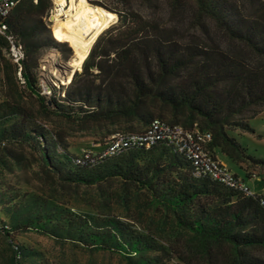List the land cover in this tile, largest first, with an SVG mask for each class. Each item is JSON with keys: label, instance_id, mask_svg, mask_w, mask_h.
I'll use <instances>...</instances> for the list:
<instances>
[{"label": "trees", "instance_id": "1", "mask_svg": "<svg viewBox=\"0 0 264 264\" xmlns=\"http://www.w3.org/2000/svg\"><path fill=\"white\" fill-rule=\"evenodd\" d=\"M34 1L21 0L4 18L0 57L9 50L10 38L23 47L18 77L45 106L49 103L59 116L75 122L129 123L112 135L143 132L156 118L198 127L211 132L207 147L214 156L219 148L230 160L247 158L264 166L263 158L247 154L229 132L253 131L250 120L264 111V0H196L197 27L205 30L199 40L185 39L179 26L157 12L162 0H90L116 12L118 20L98 35L65 95L59 94L60 102L39 94L36 55L49 43L42 25L50 0ZM138 1L149 12L143 13ZM187 3L168 1L171 13L183 12ZM206 18L214 22L215 34L206 29ZM21 119L12 139L31 141L36 148L42 143V161L62 186L93 190L92 202L83 207L97 215L62 208L65 202L51 194L56 203L47 210L14 218L10 227L0 224L13 246L11 260L0 264H54L39 250L13 244V233L27 228L89 250L116 253L127 264H202L160 234L170 221L198 239L200 259L214 263L216 250L225 247L234 264H264L263 194L246 195L196 174L192 161L164 140L80 163L76 159L82 153L69 152L61 134L50 136L42 126H30L26 114ZM135 122L145 128L133 130ZM8 163L0 158V179Z\"/></svg>", "mask_w": 264, "mask_h": 264}, {"label": "rangeland", "instance_id": "2", "mask_svg": "<svg viewBox=\"0 0 264 264\" xmlns=\"http://www.w3.org/2000/svg\"><path fill=\"white\" fill-rule=\"evenodd\" d=\"M88 1L95 5L90 0ZM101 1L113 3V0ZM168 1L162 0L161 7H158L157 12L164 15L172 25L179 26L185 39L199 40L205 34V30L197 27L196 0H187L185 10L180 13L179 11L171 13ZM53 5V1L50 0V7L43 16L42 36L48 39L49 43L39 49L36 55L38 62L35 71L39 94L60 102L59 94L65 95V87L71 81L75 70L82 69L83 60L81 61V54L69 41L65 44L57 43L56 34L53 31L55 20L51 18ZM138 5L143 13L149 12L144 8L142 2L138 1ZM245 5L247 6V2ZM101 7L106 9L104 6ZM106 10L109 13H114L115 16L104 30L114 25L118 20L116 12ZM203 20L207 24L208 32L215 34L217 28L214 22L207 18ZM92 45L88 48V52ZM3 56V58L0 57V158L7 160L9 165L4 169L3 177L0 179V224L10 227L14 218H25L39 211L47 210L56 203L49 197L51 194L60 196L61 200L65 202L59 205L62 208L68 207L75 211H87L97 215V212L83 207L84 204L92 202L90 198L94 196L92 195L93 190L84 186L77 189L72 186H62L57 175L42 161L43 144L41 143L40 148H36V144L31 141L19 142L12 139V136L16 135L14 133L15 126L25 120L21 119V113L26 114L31 117L27 122L30 126H42L50 136L55 132L61 134L68 144L69 152L80 154L84 150L98 151L102 149L113 132L124 129L129 126V123L109 126L75 122L59 116L54 107L49 106V103L45 106L46 102L40 99L38 93L30 91L22 83L7 50H4ZM15 112L20 113L15 115ZM250 124L253 131L234 130L229 132L246 148L247 154L264 159V111L252 118ZM133 126L135 127L133 130L145 128L137 122L133 123ZM223 160L232 171L247 181L249 186L257 188L258 191L264 189L263 165L247 158H244V161H229L223 157ZM154 217L155 223L161 225L159 215ZM145 220L149 221V217ZM161 230L159 233L168 237L194 263L234 264L225 247L216 250L214 263L200 259L197 250L199 248L198 239L177 228L171 221L168 224H163ZM12 238L13 244H24L39 250L44 253L46 259L54 264H127L125 259L116 253L105 250H89L70 242H62L30 228L13 233ZM12 247L9 238L0 232L1 263L11 260Z\"/></svg>", "mask_w": 264, "mask_h": 264}, {"label": "built area", "instance_id": "3", "mask_svg": "<svg viewBox=\"0 0 264 264\" xmlns=\"http://www.w3.org/2000/svg\"><path fill=\"white\" fill-rule=\"evenodd\" d=\"M21 0H0V33L5 34L6 25L3 22L11 11ZM37 1V0H35ZM54 5L51 14L60 13L61 6L52 0ZM62 16V15H61ZM8 50L9 56L16 65L18 76L21 78L22 59L24 50L21 45H16L13 40ZM212 134L209 131H202L198 127L189 129L181 124L169 123L161 119H154L143 132H117L113 134L107 144L100 150H84L76 159L77 162L85 163L88 160L106 158L118 154L126 149L146 146L164 140L173 148L182 153L192 161L196 174H207L214 180L220 181L229 187L237 189L246 195H253V191L246 181L236 176L225 163L214 156L207 147ZM264 207V197L260 199Z\"/></svg>", "mask_w": 264, "mask_h": 264}, {"label": "bare ground", "instance_id": "4", "mask_svg": "<svg viewBox=\"0 0 264 264\" xmlns=\"http://www.w3.org/2000/svg\"><path fill=\"white\" fill-rule=\"evenodd\" d=\"M61 6L55 13L53 31L58 38L69 41L81 54V61L88 53L98 35L115 16L101 6L88 0H55ZM62 15V16H61Z\"/></svg>", "mask_w": 264, "mask_h": 264}, {"label": "crops", "instance_id": "5", "mask_svg": "<svg viewBox=\"0 0 264 264\" xmlns=\"http://www.w3.org/2000/svg\"><path fill=\"white\" fill-rule=\"evenodd\" d=\"M215 152H216V156H217V157H218L223 163H225L224 160H223V157H226L229 161H231L230 158H229L226 154H224L219 148H215ZM246 183L248 184L247 181H246ZM250 188H251V190L253 191V193H256V194H263V195H264V189H260V191H258L257 188H252L251 186H250Z\"/></svg>", "mask_w": 264, "mask_h": 264}, {"label": "water", "instance_id": "6", "mask_svg": "<svg viewBox=\"0 0 264 264\" xmlns=\"http://www.w3.org/2000/svg\"><path fill=\"white\" fill-rule=\"evenodd\" d=\"M51 18H54V16L52 15Z\"/></svg>", "mask_w": 264, "mask_h": 264}]
</instances>
